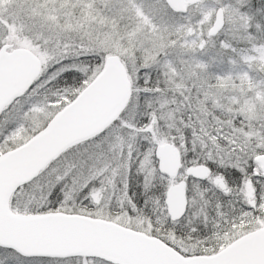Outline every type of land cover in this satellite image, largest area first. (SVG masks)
Listing matches in <instances>:
<instances>
[{"label":"snow or ice","instance_id":"snow-or-ice-1","mask_svg":"<svg viewBox=\"0 0 264 264\" xmlns=\"http://www.w3.org/2000/svg\"><path fill=\"white\" fill-rule=\"evenodd\" d=\"M0 264H264V0H0Z\"/></svg>","mask_w":264,"mask_h":264}]
</instances>
